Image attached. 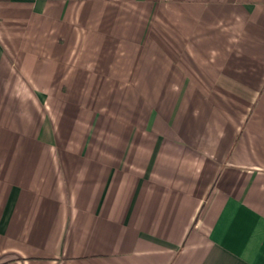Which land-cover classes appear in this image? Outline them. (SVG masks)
Wrapping results in <instances>:
<instances>
[{"label": "crops", "instance_id": "0c3cea01", "mask_svg": "<svg viewBox=\"0 0 264 264\" xmlns=\"http://www.w3.org/2000/svg\"><path fill=\"white\" fill-rule=\"evenodd\" d=\"M0 264H264V0H0Z\"/></svg>", "mask_w": 264, "mask_h": 264}]
</instances>
